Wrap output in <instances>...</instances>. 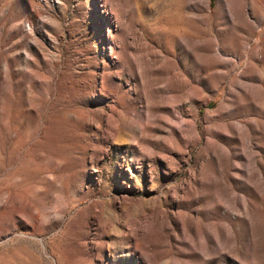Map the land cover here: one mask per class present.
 I'll use <instances>...</instances> for the list:
<instances>
[{
	"label": "rangeland",
	"instance_id": "rangeland-1",
	"mask_svg": "<svg viewBox=\"0 0 264 264\" xmlns=\"http://www.w3.org/2000/svg\"><path fill=\"white\" fill-rule=\"evenodd\" d=\"M209 1L0 0V264H264V0Z\"/></svg>",
	"mask_w": 264,
	"mask_h": 264
},
{
	"label": "bare ground",
	"instance_id": "bare-ground-1",
	"mask_svg": "<svg viewBox=\"0 0 264 264\" xmlns=\"http://www.w3.org/2000/svg\"><path fill=\"white\" fill-rule=\"evenodd\" d=\"M191 1L194 2L195 10H197V13H194L191 16H196L201 21L207 19L210 16L209 0H191ZM176 39L183 48L192 49V45H191L192 39L186 33L177 34ZM214 52H216L215 54L216 57H221L220 56L221 53L224 52L223 46L221 44L217 45V50H214ZM250 70H252L256 74H260L261 69L259 67L258 62L252 63ZM247 84L248 81H239L240 86L239 87L232 86L230 89V94L234 96L236 99L240 98V101H242L243 103H247L249 101V96L246 94ZM164 119L167 127L169 128L168 133L170 136L183 137L185 133H189L192 131V135L196 136L197 138H200L199 131L197 130L196 115L188 117L185 112L179 111L176 108L172 107L168 111V115L165 116ZM237 125H241L243 130L240 133L242 148L244 150H247L248 153H251V158H249V156L245 154L243 149L239 152V154L235 153L237 157L240 156L241 159L242 160L244 159L243 161H245L248 164V170H244L242 168V164L239 165L236 162V164H234L232 177L233 178L244 177V182L252 178H256L257 180L264 181V169L260 170L258 167L259 162L261 161L260 159L261 150H253L254 137L252 135V132L255 133V128L264 129V122H259L258 120H256V122L254 121L253 124H250V123H242L238 121ZM116 128H117V124L113 123L112 129L116 130ZM256 145L260 146V144H256ZM227 148L228 149L225 148V151L228 155L234 152L232 151L233 150L232 147H227ZM240 157H238V159ZM241 159L239 160L241 161ZM218 172L221 174L223 172V168Z\"/></svg>",
	"mask_w": 264,
	"mask_h": 264
}]
</instances>
